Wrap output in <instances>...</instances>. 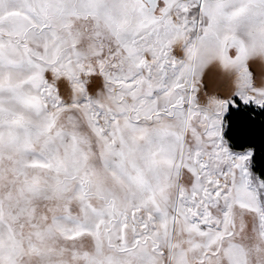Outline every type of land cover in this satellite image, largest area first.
Returning <instances> with one entry per match:
<instances>
[{
	"label": "snow or ice",
	"instance_id": "snow-or-ice-1",
	"mask_svg": "<svg viewBox=\"0 0 264 264\" xmlns=\"http://www.w3.org/2000/svg\"><path fill=\"white\" fill-rule=\"evenodd\" d=\"M256 61L264 0H0V264H264V179L223 137Z\"/></svg>",
	"mask_w": 264,
	"mask_h": 264
},
{
	"label": "trees",
	"instance_id": "trees-1",
	"mask_svg": "<svg viewBox=\"0 0 264 264\" xmlns=\"http://www.w3.org/2000/svg\"><path fill=\"white\" fill-rule=\"evenodd\" d=\"M236 107L229 105L224 114L223 137L233 151L251 150L250 170L264 179V108L244 104L234 97Z\"/></svg>",
	"mask_w": 264,
	"mask_h": 264
},
{
	"label": "rangeland",
	"instance_id": "rangeland-1",
	"mask_svg": "<svg viewBox=\"0 0 264 264\" xmlns=\"http://www.w3.org/2000/svg\"><path fill=\"white\" fill-rule=\"evenodd\" d=\"M252 64L256 65V66H259L262 69L263 77L260 78L258 80V82H259V87L260 86H264V62H261V61H256L254 63L250 62V65H252ZM205 83H206L207 86H209V88L212 91H215V92L217 91V88L219 86H223L227 90H233L234 91V78L227 76L221 69H219V67H216L212 71L206 73L204 81H203V83L201 85V96L205 97V96H209L210 95V96H215V97H218V98H222L221 96H218V94L217 93L215 94L214 92H211V93L207 94L206 93V85H205ZM233 99H234V97H233ZM240 101L243 102L242 100H240ZM252 104H254V103H252ZM254 105H256V104H254ZM229 150L231 152H233L234 154H240V153H244V152L248 151V150H246V151L238 152V151H233L230 148H229Z\"/></svg>",
	"mask_w": 264,
	"mask_h": 264
},
{
	"label": "bare ground",
	"instance_id": "bare-ground-1",
	"mask_svg": "<svg viewBox=\"0 0 264 264\" xmlns=\"http://www.w3.org/2000/svg\"><path fill=\"white\" fill-rule=\"evenodd\" d=\"M250 71L253 72L254 76V83L256 84L257 87H259V82L258 80L263 77V71L259 66L256 65H250ZM206 85V83H205ZM211 92H214L215 94L217 93L218 96H221L222 98H228L230 99L233 95V90H227L223 86H219L217 88V91H212L209 86L206 85V93L209 94ZM239 98V97H238Z\"/></svg>",
	"mask_w": 264,
	"mask_h": 264
},
{
	"label": "crops",
	"instance_id": "crops-1",
	"mask_svg": "<svg viewBox=\"0 0 264 264\" xmlns=\"http://www.w3.org/2000/svg\"><path fill=\"white\" fill-rule=\"evenodd\" d=\"M243 103V102H242ZM245 104V103H244Z\"/></svg>",
	"mask_w": 264,
	"mask_h": 264
}]
</instances>
